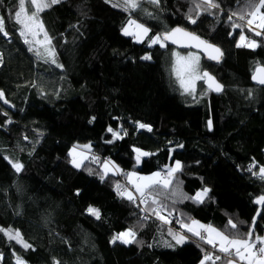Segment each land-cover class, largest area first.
<instances>
[{
  "label": "trees",
  "instance_id": "1",
  "mask_svg": "<svg viewBox=\"0 0 264 264\" xmlns=\"http://www.w3.org/2000/svg\"><path fill=\"white\" fill-rule=\"evenodd\" d=\"M217 2L213 15L203 13L191 24L192 0H161L159 6L139 0L131 11L105 0H61L41 13L62 65L56 67L38 61L20 38L14 18L19 0H0L9 32L8 38L0 34V91L8 101L0 100V227L20 230L32 245L26 250L0 233V264H16L17 256L25 264H201L210 245L180 225L171 229L154 216L138 220L144 213L115 190L119 182L139 196L123 175L102 181L90 158L86 167L74 168L68 152L81 144L91 145L89 157L110 158L123 173L166 174L165 166L179 161L172 186L177 195L160 189L164 195L158 196L177 220L234 231L227 224L232 219L247 232L255 218L254 236L264 235V207L254 205L264 181L246 170L253 161V172L264 166V87L250 82L256 66L264 67V36L244 28L260 46L236 47L240 29L232 25L244 22L228 16L247 11L250 0ZM129 18L148 27L149 36L180 26L218 46L220 61L201 56L200 66L224 86L220 96L202 95L203 81L195 100L182 96L170 75L172 52L188 50L135 43L121 31ZM146 54L150 60L141 59ZM136 122L152 130L137 131ZM109 127L122 138L113 139ZM134 148L154 155L137 165ZM5 156L23 164L22 171ZM205 187L204 203L181 201L180 192L192 196ZM89 206L100 210V219L87 213ZM130 227L143 243L110 242ZM169 230L186 242L177 244Z\"/></svg>",
  "mask_w": 264,
  "mask_h": 264
},
{
  "label": "snow or ice",
  "instance_id": "2",
  "mask_svg": "<svg viewBox=\"0 0 264 264\" xmlns=\"http://www.w3.org/2000/svg\"><path fill=\"white\" fill-rule=\"evenodd\" d=\"M149 3L159 6L161 0H148ZM61 3V0H19L18 10L15 12L14 18L16 25L19 26L18 34L23 43L27 45V50L34 54L38 61L44 63L55 64L56 67H62L57 61L56 49L52 44L53 37L49 35L45 29L44 23L41 19V13L45 10L52 8L54 5ZM105 3H111L114 8H121L124 11H131L137 9L140 4L139 0H119V2H113V0H105ZM220 4L217 0H192V7L189 8V12L186 14V18L189 23L196 24L197 19L203 14L213 15V9H219ZM247 11H241L240 13L233 12L228 16L229 20H232L235 16L243 24H233L234 28L240 29L239 41L236 43V47H247L255 49L260 44L254 39H249L244 34V28H247L249 32H253L255 36H264V0H250L246 5ZM259 29V30H257ZM122 34L124 36H131L135 43H147L148 47L153 45H159L161 48H165L167 43H172L178 47L197 48L204 52L205 56L209 60L220 61L223 56L221 49L201 39L194 32H190L187 29L177 26L176 28L166 29L161 33L149 36L150 29L145 27L142 23H138L135 19L129 18L122 26ZM0 34L5 38L9 37V32L5 29V22L3 18H0ZM143 60H150V55H144L141 57ZM0 63H3L2 57H0ZM170 75L175 77V81L179 86L180 94L192 96L195 100L197 96V82L203 81L207 86L206 90L201 89V94H207L208 91L221 92L224 90V86L220 84L216 78L208 71H204L200 66V58L194 53L188 55H181L178 52H172V64L170 68ZM252 80L259 85H264V67L256 66L255 71L252 74ZM4 92L0 91V100H3L5 104L8 103L4 99ZM251 96V91H249ZM92 119H95L93 117ZM8 123H11L9 120ZM91 123V121H90ZM138 128H146L151 131V127L136 122ZM209 130L212 128V122H208ZM108 131L112 133L113 139L122 138L118 131H114L111 127ZM125 135L127 132L125 131ZM112 141H107L111 143ZM183 145H180L182 147ZM136 152V163L139 165L140 159L143 156L154 155V153H147L138 148L133 149ZM91 145H74L69 149L68 157H70V163L74 168L80 169L85 166V161L99 165L97 174L100 175V179L104 181L111 174L113 176L123 175L127 182L131 184L136 193L139 194L138 205H145L140 211L144 213L143 216L138 217L140 221H147L151 217H155L161 221L162 224H171L172 221L168 219V216L172 215L168 211L167 204H164L158 199V196L164 195L159 190H165L167 193L171 190V195L176 196L177 191L172 189L174 181L176 180V173L180 172L182 165L179 161L175 162L174 167L165 166L166 174H162L160 171L153 173L151 176H139L135 172L123 173L122 170L112 163L110 160H101L96 155H91ZM5 160L11 165V167L17 172H21L23 164L19 161L5 156ZM256 167L255 161H253L246 169L252 173L253 176H257L261 181H264V166L260 167L258 172H253V168ZM89 174H92V170L89 169ZM115 190L117 195L122 198H126L132 203H137L136 196L133 195L124 185L119 182L115 184ZM209 188L205 187L197 191L194 195L189 196L186 193L180 192L181 201L191 199L194 203H204L207 197ZM167 198V197H166ZM176 201L173 200V203ZM256 204L264 205V194H261L256 200ZM87 213L94 216L96 219L101 218L100 210L89 206L86 209ZM164 213H167L166 215ZM19 214V213H17ZM179 223L180 228L186 233H190L196 237L203 244L210 245L214 252L221 253V255H213L212 252H205L201 264H206L208 261H212V264H216L217 261H222L223 264H264V236H254V225L256 223L253 218V227H250L247 232H241L237 223H234L232 219H229L227 224L228 228L234 231L220 230L215 226L208 224L205 225L195 219L189 222H185L184 218L176 221ZM0 233L3 234L9 241H14L24 249L32 247L24 237L20 230L13 229L11 227L5 229L0 227ZM169 235L176 241L177 244H183L186 242L187 237L178 232H172L169 230ZM119 241L121 244L143 243L137 241V233L131 227L114 234L111 238V243L115 244ZM166 247H171L167 241ZM151 247V245H149ZM15 255V253H13ZM3 259L0 254V260ZM16 264H25L21 257H16ZM54 264H60L59 261L54 260Z\"/></svg>",
  "mask_w": 264,
  "mask_h": 264
},
{
  "label": "water",
  "instance_id": "3",
  "mask_svg": "<svg viewBox=\"0 0 264 264\" xmlns=\"http://www.w3.org/2000/svg\"><path fill=\"white\" fill-rule=\"evenodd\" d=\"M167 45L168 46H170V47H173V48H177V49H179V50H182V51H186V50H188V51H193V52H198L202 57H204L207 61H211V62H217V61H215V60H209L206 56H205V54H204V52H202V51H200L199 49H197V48H189V47H178L177 45H175V44H172V43H167ZM263 67V66H262ZM254 71H255V69H254ZM253 71V72H254ZM209 72V71H208ZM253 72H252V74H253ZM210 73V72H209ZM211 74V73H210ZM252 74H251V77H252ZM250 77V82H251V84H253L254 86H256V87H260V88H263L264 87V85H259V84H257L255 81H253L252 80V78ZM217 80V79H216ZM218 81V80H217ZM221 84V83H220ZM203 87L206 89L207 88V86L203 83ZM208 92H210L211 94H213L214 96H220V94L222 93V91L221 92H216V91H208ZM254 205L255 206H258V207H264V205H261V204H256L255 203V201H254Z\"/></svg>",
  "mask_w": 264,
  "mask_h": 264
},
{
  "label": "rangeland",
  "instance_id": "4",
  "mask_svg": "<svg viewBox=\"0 0 264 264\" xmlns=\"http://www.w3.org/2000/svg\"><path fill=\"white\" fill-rule=\"evenodd\" d=\"M0 18H2L1 17V15H0ZM257 30H259V29H257ZM158 45V44H157ZM159 46V45H158ZM160 47V46H159ZM161 48V47H160ZM164 49V48H163ZM175 52H178V53H180L181 55H188L189 53H194L196 56H198L200 59H201V55L197 52H193V51H186V53H181V52H179V51H177V50H175ZM146 55H148V54H146ZM199 82H202V81H198L197 82V85H198V83ZM146 131L147 129L146 128H138V126H137V131ZM120 133V135H121V137H122V135H123V133L122 132H119ZM81 145H84V144H81ZM73 147V146H72ZM71 147V148H72ZM144 157V156H143ZM143 157H141V159H140V161L142 160V158ZM71 159V158H70ZM135 160H136V152H135ZM175 162L176 161H173V163L171 164V163H169L167 166H169V167H174L175 166ZM140 164V163H139ZM137 174V173H136ZM137 175H139V174H137ZM152 174H150V175H148V176H151ZM139 176H141V175H139ZM132 186V185H131ZM135 189V188H134ZM177 221V219L176 218H174V223H177L176 222ZM168 225V227H169V224H167ZM177 225H179V223L177 224ZM170 228V227H169ZM175 228V227H174ZM173 229V228H172ZM180 230L183 232L184 230L183 229H181L180 228ZM264 236V235H263ZM111 241V240H110ZM119 241H117L116 243H118ZM120 243V242H119ZM113 244V243H112ZM129 245V244H128ZM211 247V246H210ZM210 247H208V248H210ZM219 254H221V253H219ZM14 260H15V263H16V257L14 258ZM210 263V262H209Z\"/></svg>",
  "mask_w": 264,
  "mask_h": 264
},
{
  "label": "built area",
  "instance_id": "5",
  "mask_svg": "<svg viewBox=\"0 0 264 264\" xmlns=\"http://www.w3.org/2000/svg\"><path fill=\"white\" fill-rule=\"evenodd\" d=\"M0 57H1V55H0ZM99 158H100L102 161H103V160H110V158H106V157H104V158L99 157ZM136 198H137V203H134V204L136 205V207H137V208L139 207V209L144 208L145 205H138L139 196L136 197ZM174 218H175L174 215H171V216L168 217V219H170V220L172 221V223L169 224V227H170L171 229H172V228L174 229V227H176V225L178 224V223H174ZM203 252H204V253H203L202 257H204L205 252H212L214 256H215V255H221V256H223V254H219V253L214 252L213 249H212L211 247H210V248H205V250H204ZM208 262L212 263V261H208Z\"/></svg>",
  "mask_w": 264,
  "mask_h": 264
},
{
  "label": "crops",
  "instance_id": "6",
  "mask_svg": "<svg viewBox=\"0 0 264 264\" xmlns=\"http://www.w3.org/2000/svg\"><path fill=\"white\" fill-rule=\"evenodd\" d=\"M130 185H131V184H130ZM131 187H132V190H134V192H136L135 189H134V187H133V186H131ZM136 194H138V193H136Z\"/></svg>",
  "mask_w": 264,
  "mask_h": 264
}]
</instances>
